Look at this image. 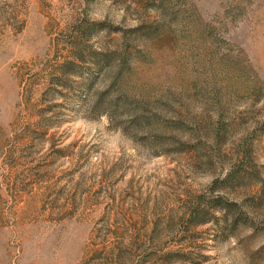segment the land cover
Returning <instances> with one entry per match:
<instances>
[{
	"label": "rangeland",
	"instance_id": "374dc122",
	"mask_svg": "<svg viewBox=\"0 0 264 264\" xmlns=\"http://www.w3.org/2000/svg\"><path fill=\"white\" fill-rule=\"evenodd\" d=\"M160 7L0 0V264H264V0ZM97 55L183 123L177 146L92 114ZM236 163L245 178L213 193ZM217 197L239 205L228 223Z\"/></svg>",
	"mask_w": 264,
	"mask_h": 264
},
{
	"label": "trees",
	"instance_id": "16d2710c",
	"mask_svg": "<svg viewBox=\"0 0 264 264\" xmlns=\"http://www.w3.org/2000/svg\"><path fill=\"white\" fill-rule=\"evenodd\" d=\"M153 1L160 2L161 7L158 13L164 17L163 20L171 18L175 0ZM112 61V58L108 55H97L93 63L94 68L104 69L102 73L108 74L109 83L102 93L96 94V101L92 102L90 107L92 114L106 116L115 128L123 130L126 135L134 138V140H141L152 148L164 149L177 146L180 143V140L177 138L178 135L185 132L183 123L165 120L157 113L151 111L141 100L126 95L122 86L126 77V62H121L119 65L115 63L113 65ZM246 157L247 155L244 151L238 157V160H241L239 162L244 164ZM236 166L237 163L232 165L221 179L216 180L212 184L211 191L213 193L220 188L219 186L229 185L232 182H240L245 178L240 171L235 170ZM197 206H200L198 201ZM212 207L222 214V219L228 223L231 221L229 214L236 211L239 205L236 202L226 201L223 197H217L214 199ZM198 212L199 207L198 209L196 207L190 219L195 218ZM232 220L236 224L237 219L234 218Z\"/></svg>",
	"mask_w": 264,
	"mask_h": 264
}]
</instances>
